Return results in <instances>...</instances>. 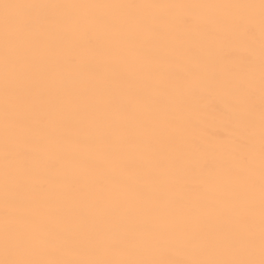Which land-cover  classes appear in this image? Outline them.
Instances as JSON below:
<instances>
[{"label": "snow or ice", "instance_id": "snow-or-ice-1", "mask_svg": "<svg viewBox=\"0 0 264 264\" xmlns=\"http://www.w3.org/2000/svg\"><path fill=\"white\" fill-rule=\"evenodd\" d=\"M0 264H264V0H0Z\"/></svg>", "mask_w": 264, "mask_h": 264}]
</instances>
